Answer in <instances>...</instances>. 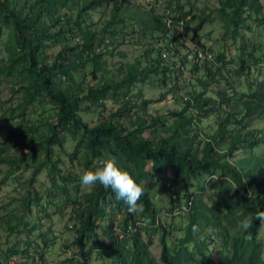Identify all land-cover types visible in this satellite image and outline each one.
<instances>
[{"label":"trees","instance_id":"1","mask_svg":"<svg viewBox=\"0 0 264 264\" xmlns=\"http://www.w3.org/2000/svg\"><path fill=\"white\" fill-rule=\"evenodd\" d=\"M45 1L47 2V0H36L34 6L37 7V12L26 18L16 15L13 9L9 10L7 0H0V22L3 21L5 24L11 22L14 38L22 48L20 51L21 63L16 64V60L11 61L10 59L6 64L0 66V70L4 71L5 76L23 80L27 84L24 102L19 103L22 114L17 111L0 120V129H2L10 119L19 118L14 127L7 129L0 140V164H6L10 168L6 175L0 179V183L8 178L10 171L20 168L22 162L33 156L34 151H30L35 139L39 137L41 139L37 144L43 149L44 158L33 167L28 182L34 180L37 172L43 167H50L52 187L49 191L52 194V189L57 187L56 176L60 171L56 164L51 162L52 147L53 145H63L65 134H69L71 139L76 142L75 151L71 157H74L78 149L82 147L85 152L84 167H89L96 160L95 168L98 166L99 159L114 158L118 167L130 171L137 183L143 184L144 195L138 201V204L143 206V212H139L138 215L143 221L141 222L143 223L142 229L152 234H159L161 244L159 259L162 264H264V256L261 253L263 244L256 239L263 222L254 220L253 226L247 233L241 232L238 228V222L245 216L264 211V155L255 154V149L264 140V132L250 126L254 119L264 117V79L257 82L254 87L240 93L235 90L229 92L227 87L222 86L216 88L213 95L205 94L209 84L219 81L216 74L223 77L221 69L227 68L229 62L223 53L213 55L211 65L201 64L197 61L189 63L184 55L179 56L176 49L183 47L185 42L178 31L179 20L182 22L186 40L195 43L197 48L205 47L199 42V37L195 34L194 29L190 28V10L184 11L182 4L179 3L180 0H174V7L168 3V9L177 13V16L169 18V25L162 18L165 16L164 14L151 15L142 20L144 31L157 33V36H154V47L151 49V52L156 54L152 65L146 69H139L135 64L118 65L116 69L119 78L109 79L106 76V59H104L101 49L96 51L93 47V43H99L101 39H98L96 33L91 30L84 31L82 24L88 9L100 6L102 2H111L112 7L109 17L105 21L103 33L110 29L114 34L112 27L120 21L118 10L127 0L76 1V3L74 2L75 7H73L76 12L71 25L73 28L66 29L61 26L57 34L50 33L49 27L42 19V7L37 6ZM66 1L55 0L46 3L47 14L49 15L54 7L66 6ZM217 1L221 3L220 10L224 14L223 17L227 18L228 26L234 25L235 29L244 25L245 18L242 17L244 6H247L255 14H260L262 11L259 0ZM190 7L192 8V5ZM227 9H230V13ZM53 20L52 26L61 24V18L58 16ZM200 20L204 19L200 18ZM262 22L264 24V19ZM75 29L83 42L74 47H63L48 64L50 55L46 52L49 46L47 42L60 34L67 35ZM189 32L192 34L190 37H188ZM71 35L75 37L76 34ZM235 35H237L236 30ZM77 47L81 48L80 52H74ZM97 47L100 48V46ZM72 50L73 56L69 54ZM245 51L244 47L240 50L242 55L240 54L237 59L238 69H234L236 75L245 68L251 67L250 64L254 67H258L259 64L264 65V54L263 56H254L253 53L245 54ZM91 52L94 53L90 54ZM111 52L109 51V53ZM119 54L121 57L124 56L123 53ZM164 54L169 58L163 57ZM172 57L174 59H171ZM87 61L92 64L91 74L93 78L98 79V83L94 86H87L81 81L76 85L75 72L81 71L83 77L85 73L82 70ZM187 64H190L192 71V77L189 78L188 84L195 80V84L201 88L200 90H196L194 87L189 90L185 89L184 93L188 99L180 97L185 105L179 111L170 112L175 115L171 124H167L163 118L164 115L163 117L162 115H155V117L153 115L149 120H145L141 113H136L133 121L121 124L119 119L123 112H129L133 107H142L148 101V99H144L140 105L129 102V97L123 100L121 107L111 111L108 117H103L94 125H88L81 118L80 111L85 108L83 103L88 102V105L91 106L98 105L103 110L105 108L104 100L110 94L115 91L117 94L118 92L126 94L128 85L138 81L144 82L149 72L160 74L163 80L173 76L176 81L175 71L181 70L180 65ZM199 71H202L203 76L199 75ZM59 78L64 79L69 85H62V81L57 82ZM229 83L230 87L235 89V83ZM173 87L177 90V83H173ZM35 98L42 99L41 102L50 103L53 110V117L46 119V130L41 134L38 131L41 126L36 122H30V119H24L23 115L25 105L34 103ZM189 104L196 109L195 112H186ZM215 111L220 114L216 120L215 129L209 134L203 133L205 136L203 139H199L197 136L199 121ZM233 125L238 126L236 131L231 129L230 126ZM146 130H153L151 132H157V134L147 137L145 136ZM159 133L163 135H159ZM232 134L233 140L227 143V148L220 150V145L226 143ZM199 141L202 142V145L200 149H197ZM12 147L17 149L18 154L8 153V149ZM239 148L250 149L251 153L231 162L232 153ZM148 162H151L149 168L146 167ZM167 168L172 170L168 188L171 189L176 182L175 177L180 176V182L184 190L187 191L189 183L186 182L188 179L200 174L208 177L206 187L212 191V193H205L203 187L200 186L197 188V193H191L189 194L191 197L185 198L186 201L190 199V206L185 216L186 224L183 227V236L171 245L166 239L171 235L172 230L159 223V210L151 199V191L161 183L162 175ZM58 177L64 182L70 180L69 176L60 175ZM63 190L67 193V189ZM250 190L251 193L248 195ZM33 195L35 196L33 200L37 203L41 197H36L37 193L34 191ZM204 195L208 203L204 201ZM28 200L29 198L25 196L21 203L27 205ZM178 200L176 197V202ZM73 205L75 215L73 219L79 224L75 230L80 244L79 253L82 256V258H78L79 264H90L88 261L89 250L84 251L86 246L84 241L92 237L96 238L94 230L106 215L105 207L110 206L117 213L120 210L125 212L126 217L122 221L121 230L128 222L134 223V220H130L133 216L128 212L126 203L122 199H118L110 188L106 189L100 184H96L80 199L73 200ZM173 207L174 204L170 201L166 210L163 207V211L172 213ZM26 209L27 207L24 206L25 211H27ZM193 225L198 227V231L193 232ZM23 228H26V224L23 225ZM113 228L111 220L106 232L110 246L98 244L100 249L106 250L105 254L113 262L117 264H155L149 254L150 240L144 241L139 236V232L118 240ZM33 229L31 228L27 232H31ZM205 229L211 230V233L206 237L213 234L223 247L228 248V255H223L220 250L211 252L207 244L198 239ZM8 230L13 233L14 227H9ZM249 234L251 239L246 240L244 237ZM43 242L48 244L45 240ZM7 251V254L20 256L27 253L25 248L7 249ZM37 257L38 262L30 264H43L42 254Z\"/></svg>","mask_w":264,"mask_h":264},{"label":"rangeland","instance_id":"2","mask_svg":"<svg viewBox=\"0 0 264 264\" xmlns=\"http://www.w3.org/2000/svg\"><path fill=\"white\" fill-rule=\"evenodd\" d=\"M35 1L7 0V4L9 5V10L13 9L16 15L28 18L37 12V7L34 6ZM53 1L55 0H47V2L45 1L37 5L42 7V19L45 20L50 33L57 34L61 26H64L66 29L73 28L71 25L76 13L73 7H75L76 1L79 0H67L66 6L54 7L48 15L45 9L46 3ZM174 2V0H127L118 10L120 21L112 27L114 34L110 29L108 32L103 33L105 21L108 19L112 7L111 2H102L100 6L87 10L88 12L84 17L85 21L82 24V28L84 31L91 30L95 32L98 39H101L99 43L94 42L93 47L96 50L97 46H100L101 53L104 59H106V76L109 79L113 78L115 80L119 78L116 69L118 65L135 64L139 69H146L152 65L156 54L151 52V49L154 47V36L156 37L157 33L144 31L142 20L147 19L151 15L164 14L163 19L177 16L175 11L171 12L167 7L168 3L174 7ZM179 3L182 4L184 11L190 10V28L194 29L195 34L199 37V42L208 48L212 55L223 53L229 62L227 68L221 69L223 77H219L216 74L219 81H213L209 84L205 94L213 95L216 88L222 86L227 87L229 92L235 90L240 93L247 91L250 87H254L257 82L264 79V65L254 67L250 64L251 67L245 68L238 75H236L234 70L238 69V65L236 64L238 56L242 55L240 52L241 48L244 47L246 49L245 54L253 53L254 56H263L264 54V24L262 22L264 19V0H259V3L262 5L260 14H255L247 6L243 7L242 17L245 18L244 25L242 27L238 26L236 29L234 25L228 26L227 18L223 17L224 14L220 10L221 3L217 0H180ZM191 5L192 8L190 7ZM227 11L229 12L230 9H227ZM56 16L61 18V24L52 26L53 19ZM200 18L204 20L202 21ZM235 30L237 31V35H235ZM73 33L76 34L75 37L71 35ZM189 33L188 37L192 35L191 32ZM106 41L108 44L104 45ZM82 42L76 29L67 35L60 34L54 37L51 41L47 42L49 46L46 52L50 55L47 63L50 64L63 47H74ZM186 42L190 46L189 42L191 41L187 40ZM21 50L22 48L14 38L11 22L9 21V24H5L3 21L0 22V66L6 64L10 59L11 61L16 60V64H20L22 61ZM80 51L81 48L77 47L74 52ZM109 51L112 52L109 53ZM74 52L72 50L69 54L73 56ZM181 52L183 53L184 50L182 49ZM97 53L99 54V52ZM119 53H123L124 56L121 57ZM92 67L91 62L87 61L83 66L84 69L82 71L85 73L83 77L81 71L75 72L76 85L80 84L81 81L87 86H94L98 83V79L92 77ZM188 67L189 75L192 77L190 64H188ZM3 72V70H0V120L8 117L10 113L17 111H20L22 114L19 103L24 102L27 87L25 81L5 76ZM201 72L199 71V75L203 76ZM189 75L184 72L181 78L186 80ZM60 81H62V85H69L64 79H57V82ZM229 82L235 83V89L230 87ZM173 83V76L163 80L160 74L149 72L144 82L138 81L128 85L126 94H121L120 92L117 94V91L110 94L104 100L105 108L103 110L98 105L91 106L88 105V102L83 103L85 108L80 111L81 118L88 125H94L103 117H108L111 111L121 107L123 100L129 97V102H135L140 105H142V100L148 99V101L142 107H133L129 112H123L122 117L119 119L121 124L133 121L136 113H141L145 120H149L153 115L154 117L155 115H162V117L164 115L163 118L167 124H171L175 119V115L170 112L179 111L185 105L180 98L181 91L175 90ZM193 87L196 90H200L201 88L195 84V80L191 84L186 83L184 85L186 90ZM35 99L34 103H27L25 105L23 115L24 119H30V122H36L41 126V129L38 130L39 134H41L46 130V119H52L53 110L50 103L41 102L42 99L39 98ZM186 112H193V110L189 109V105ZM219 117V112L215 111L199 121V128L197 130L199 139H203L205 136L203 133L209 134L215 129L216 120ZM18 120L19 118L17 117L10 119L5 124V127L0 129V140L6 130L13 128ZM250 126L264 132V117L254 119ZM230 127L233 131L238 129V126L234 125ZM151 131L146 130L145 136L153 137L157 134V132ZM159 135L163 134L159 133ZM39 139L41 138L37 137L32 145L30 152L34 151L33 156L28 157L25 162H22L20 168L10 171L8 178L0 183V264L6 262L11 264L38 262L37 256L39 254H42L43 264H79L78 258H82V256L79 253L80 244L78 243V235L75 232L79 224L73 219L75 216L73 213V200L80 199L85 193L94 188V186L91 188L83 186L80 182V177L84 170L94 169L96 160L89 167H84L85 152L82 147L78 149L74 157H71V154L75 151L76 142L71 139L69 134H65L63 145H53L51 162L55 163L60 170L58 176H69L70 180L64 182L56 176L57 187L52 189V194H50L49 189L52 187L50 167H43L37 172L34 180L28 182L33 167L44 158L43 149L37 144ZM231 140H233V134L226 143L220 145V150L227 148V143ZM197 145V149H200L202 142L199 141ZM8 153L16 155L18 151L15 147H12L8 149ZM250 153V149L243 150L239 148L232 153L230 161L235 162V159ZM255 154L259 156L264 155V140L255 149ZM150 165L151 162H148L146 167L149 168ZM9 170V166L0 164V179ZM162 176L161 183L157 184L151 191V199L159 210V223L172 230L171 235L166 239L171 245L183 236L182 231L186 224L185 216L188 211L184 213L182 211L177 216H168L167 211H163V207L166 210L173 196L178 197V203L181 204L186 197L190 196L189 194L197 193V188L200 186L203 187V192L205 193H212V191L206 187L208 177L205 175L196 174L195 176H191L188 182H186L189 183L187 191L184 190L180 182V176H176L175 184L171 189L168 188L169 178L172 177V170L170 168H167ZM64 188L67 189V193L64 192ZM33 191L37 193L36 197H41L37 200V203L33 200L35 197ZM25 196L29 198L27 205L21 203ZM68 199H71V201H68ZM203 199L207 202L205 195ZM24 206L27 207V211L24 210ZM105 210V217L94 230L96 238L92 237L84 241L86 244L84 251L89 250L88 261L90 264H117L105 254L106 250L99 248L98 244L106 247L110 246L109 237L106 235L110 221L112 220L113 222V232H115V229L119 231L123 226L122 221L126 215L122 210L117 213L110 206L105 207ZM131 216L133 218L130 220H134V223L143 222L138 213H131ZM19 219L20 221H18ZM134 223L128 222L127 225ZM24 224H26V228H23ZM9 227H14L13 233L9 232ZM31 228L34 229L31 232H27ZM210 231V229H205L201 236H198V239L204 241L211 252L214 253L220 250L223 255H228V248L223 247L213 234L206 237L207 234L211 233ZM115 234L117 233L115 232ZM139 236L144 241H151L149 254L155 264H162L159 259L161 251L159 234H152L140 227ZM117 239L121 240L118 236ZM256 239L263 244V251L261 253L264 256V222L258 231ZM43 240L48 242V244H44ZM188 246L190 247V244ZM22 248L27 250L24 256L6 253L7 249Z\"/></svg>","mask_w":264,"mask_h":264},{"label":"clouds","instance_id":"3","mask_svg":"<svg viewBox=\"0 0 264 264\" xmlns=\"http://www.w3.org/2000/svg\"><path fill=\"white\" fill-rule=\"evenodd\" d=\"M97 165L94 169H86L82 172L80 177L81 184L88 188L96 184H100L106 189L110 188L118 199H122L126 203L129 213L143 212V206L138 204V201L144 195L143 184L137 183L130 171L118 167L114 158L99 159ZM250 193L251 190L248 195ZM254 220L264 222V211H258L254 215L245 216L238 222V228L241 232L247 233L253 226ZM192 230L196 232L198 231V227L193 225ZM244 238L250 240L251 235H246ZM4 264L9 263L6 262Z\"/></svg>","mask_w":264,"mask_h":264},{"label":"built area","instance_id":"4","mask_svg":"<svg viewBox=\"0 0 264 264\" xmlns=\"http://www.w3.org/2000/svg\"><path fill=\"white\" fill-rule=\"evenodd\" d=\"M165 21H166V24L169 25V22H170L169 19H165ZM178 25H179L178 26L179 34L181 35V38L185 40L184 46L183 47H178L176 49L179 52V56L184 55L186 61H189V63L193 62V61H197V62H199L201 64L206 63L208 65H211L213 63V55L210 52V50H208V48H206V47L197 48L196 45L192 44L191 42H189L190 46H188V44L186 42L187 40L185 38L184 31L182 29V22L179 21ZM106 44H108L107 41L105 42V45ZM182 49L184 50L183 53L181 52ZM98 50H100V48L97 47L96 51H98ZM163 57L169 58V56L168 55L166 56L165 54L163 55ZM171 59H174V58L172 57ZM261 65H263V64H259V66H261ZM179 67L181 68V70L179 69L178 71L177 70L175 71V75L177 76V78H176V81H174V83H177V85H178L177 90L181 91L180 97L182 99H188V96L184 93V91H185L184 85L186 83H188V80L190 78V75H189V72H188L189 67H188V64L184 65V66L180 65ZM184 72H186L189 75V77H187L186 80H183L181 78L182 73H184ZM189 109L193 110V112L196 111V109L193 108L190 104H189ZM171 201L174 204V207H173L172 213H167L168 216H177L182 211H183V213L188 211L189 206H190V199H188L187 201L185 199V200L182 201L181 204H179L178 201L176 202V197L173 196ZM142 226H143V223H141V222L134 223V224H128L122 230L120 229L118 231V230L115 229V232L117 234H115V232H114V234L116 236H118L119 238H122L124 236H129L131 234L139 232L140 227H142ZM9 264H11V263H9Z\"/></svg>","mask_w":264,"mask_h":264}]
</instances>
